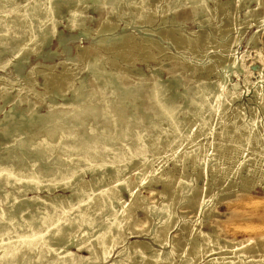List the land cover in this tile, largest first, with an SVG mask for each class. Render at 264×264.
I'll return each mask as SVG.
<instances>
[{"label": "rangeland", "instance_id": "1", "mask_svg": "<svg viewBox=\"0 0 264 264\" xmlns=\"http://www.w3.org/2000/svg\"><path fill=\"white\" fill-rule=\"evenodd\" d=\"M140 1L62 0L51 28L37 42L26 39L37 30L36 20L0 29L6 34L0 40V163H8V154L16 160L22 148L33 150L36 141L21 148L14 142L39 130L27 123L33 112L42 119L48 111L84 106L87 111L88 104L98 107L110 100L117 114L139 121L151 144L143 150L146 159L136 157L134 167L124 172L128 187L110 185L107 195L114 196L118 211L111 225L114 237L98 248L93 264L118 259L124 264H264V0H201L196 13L192 0ZM32 2L16 0L22 13L17 17ZM12 10L7 6L5 16ZM92 58L97 62L88 69ZM226 63L233 64L224 82L225 109L207 116L194 113L189 100L206 85L220 90ZM104 70L113 71L117 89L108 87L102 98H92L96 77H110ZM168 82L181 134L172 142L168 122H161L159 142L155 101L139 94ZM80 92L84 100L74 102ZM67 117L63 125L71 122ZM249 130L254 135L246 143ZM38 167L44 171L43 164ZM79 172L77 185L84 190L79 200L67 199V188L31 190L26 197H39L30 208L43 200L50 212L48 198L60 193L75 213V205L86 202L92 176L98 175ZM12 189L5 184L0 191V208H7L4 190ZM168 203L165 220L161 206ZM98 216L97 221H112ZM82 231L86 227L70 236L69 250L88 258V250L73 244L90 246L98 236Z\"/></svg>", "mask_w": 264, "mask_h": 264}, {"label": "bare ground", "instance_id": "2", "mask_svg": "<svg viewBox=\"0 0 264 264\" xmlns=\"http://www.w3.org/2000/svg\"><path fill=\"white\" fill-rule=\"evenodd\" d=\"M15 1L0 0V21L2 24L0 29L8 27L12 23L30 24L36 20L37 30L33 31L32 35H27L26 39L30 42H37L41 40L44 32L51 28L53 13L62 0H33L32 4L25 8V15L20 16V18L17 16L22 13L14 6ZM92 1L95 3L103 2V0ZM141 1L144 3L146 0ZM192 1V8L196 13L202 3L201 0ZM118 2L120 0H115V4ZM10 5L13 6L12 15L6 17L4 11ZM69 11L74 18L75 10L70 9ZM5 36L6 34H0V40ZM107 42L110 43V41ZM96 60V58H92L85 67L94 68ZM232 64L226 63L224 66L227 71L222 77L220 90L212 92L210 85L197 89L193 98L189 100V103L194 106V113H203L207 116L212 112L220 113L225 109L224 82L227 80ZM104 71L110 77L103 78L100 75L96 77L98 88L92 98H102V94L108 87L114 93L117 89V81L113 71ZM172 91L170 82L162 85L156 83L152 89L139 94L146 100L153 99L155 101L154 104L157 106L155 114L158 122L157 125H154L158 129V141L161 139L160 133L162 131L159 123L164 121L168 122V126L171 128L169 139L172 142L179 139L181 134L179 128L181 121L175 118L176 105L172 101L175 93ZM76 95L74 102H80L86 96L84 92ZM7 96H3L4 102L7 101ZM109 102L110 100L103 102L102 106L98 107L94 103L93 105L88 104L89 109L87 108V111L84 109L87 106H84L81 111L61 109L48 111L42 119L35 118V112H33L34 114L30 113L27 123L36 124L39 130L31 133L29 139H25L26 141H21L19 137L14 142L18 148H21L24 144L29 145L36 141L33 150L27 151L26 149L29 147L22 148L21 154L17 156L16 160H14L13 155L8 154V163H0V191H3L5 184L13 188L11 191L4 190L3 196L7 208H0V264H93L92 259L96 256L98 248L107 247L108 240L113 239L114 235L111 230L118 217V211L114 206V196L112 194L111 196L107 195L110 191V185L121 184L125 188L128 187L124 172L134 167L136 157L141 160L146 159L143 150L151 143L146 140V133L139 128L140 123L136 121L137 119L127 120L120 116L119 112L117 114L114 105L112 106ZM67 115H70L67 118H70L71 122L63 125ZM253 133L252 130L245 133L244 141L246 143L254 135ZM40 164L44 165L43 172L39 170ZM87 169L96 172L98 175L92 176L89 181L91 191L89 190V193L84 192L87 194L86 202L75 205V213L69 212V204L71 205V203L64 204L60 193L48 198L52 211L48 212L46 202L43 200L37 203L35 209L30 208V204L39 197L37 195L26 197L25 193L31 190H45V192L51 193L57 188H67L71 189L67 199L74 196L79 200L84 191L80 185H77V181L82 176L79 170L86 172ZM80 193L82 195H79ZM129 193L132 195V190L129 189ZM245 199L243 198V200ZM170 204L161 206V210L166 213L165 220L170 214ZM100 213L101 216L110 218L112 221L110 223L97 221L100 217L96 216ZM83 226L86 227L87 231L88 229L90 231H82V233L98 236V240L91 242L90 246L84 242L73 244L77 249L88 250L90 252L88 258L75 255L69 250V246L72 245L70 236L75 235ZM253 229L257 230V228ZM241 243L238 242L237 244ZM121 253H123V249L117 252V254ZM240 253L246 254L245 249L240 250ZM108 254L109 251L104 256H108ZM155 256L157 255L155 254ZM110 264H124V262L118 259L113 260Z\"/></svg>", "mask_w": 264, "mask_h": 264}]
</instances>
